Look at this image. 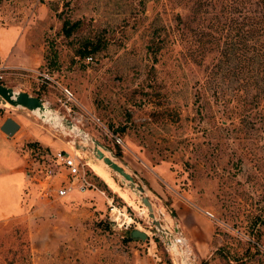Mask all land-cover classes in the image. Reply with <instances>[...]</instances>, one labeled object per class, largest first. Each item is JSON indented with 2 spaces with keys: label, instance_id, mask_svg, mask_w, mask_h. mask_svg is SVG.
<instances>
[{
  "label": "rangeland",
  "instance_id": "obj_1",
  "mask_svg": "<svg viewBox=\"0 0 264 264\" xmlns=\"http://www.w3.org/2000/svg\"><path fill=\"white\" fill-rule=\"evenodd\" d=\"M263 17L259 0H0L1 43L20 40L33 60L0 69V83L110 149L190 264H264V80L249 61ZM1 105L25 145L79 155L98 190L37 198L32 213L0 221V264L180 263L121 177L80 148L90 142ZM205 227L202 259L187 233ZM134 228L148 237L128 239Z\"/></svg>",
  "mask_w": 264,
  "mask_h": 264
},
{
  "label": "crops",
  "instance_id": "obj_2",
  "mask_svg": "<svg viewBox=\"0 0 264 264\" xmlns=\"http://www.w3.org/2000/svg\"><path fill=\"white\" fill-rule=\"evenodd\" d=\"M11 31L13 30L6 29L3 34ZM12 39V45H3L0 40V68L28 69V66L32 65V58L21 57V54L27 55V47L22 48L20 40L16 41L13 37ZM5 119L0 120V126ZM20 130L21 128L12 136H8L0 129V221L28 215L33 210V207L29 208L23 201L26 188L34 184L22 150L25 143L33 140L22 137ZM187 240L191 242L198 258L203 259L209 254L212 233L208 227H205L204 232L190 231L187 233Z\"/></svg>",
  "mask_w": 264,
  "mask_h": 264
},
{
  "label": "built area",
  "instance_id": "obj_3",
  "mask_svg": "<svg viewBox=\"0 0 264 264\" xmlns=\"http://www.w3.org/2000/svg\"><path fill=\"white\" fill-rule=\"evenodd\" d=\"M66 92L70 94L68 90ZM22 150L35 190V193L30 191V187L25 190L23 201L29 208L37 198L58 201L75 191L98 190L87 173L86 162L79 155L40 142L24 144ZM206 214L213 217L210 212Z\"/></svg>",
  "mask_w": 264,
  "mask_h": 264
},
{
  "label": "water",
  "instance_id": "obj_4",
  "mask_svg": "<svg viewBox=\"0 0 264 264\" xmlns=\"http://www.w3.org/2000/svg\"><path fill=\"white\" fill-rule=\"evenodd\" d=\"M0 101L5 104L8 103L13 107H20L22 109L28 110L33 113V111H39L42 114V117H45L44 112L47 110V105L40 99L39 97L32 96L25 91H15L13 88L8 87L0 83ZM49 108V107H48ZM50 109V108H49ZM51 110V109H50ZM51 112L55 113L53 110ZM53 121L55 118L53 117ZM64 124H50L55 130H59L62 134H69L70 129L74 127V124L67 119L63 120ZM20 128L18 122H16L13 118L7 117L0 126V129L8 136H12L15 132H17ZM67 129V130H66ZM79 136L82 137L84 143H91L90 147H86L85 145H81L80 148L82 150H86L89 148L92 155L97 160H102L111 171L116 173L121 177L122 182L127 186L138 198L142 205L145 206L148 212V216L152 219V224L163 234L168 245L170 246L172 241L174 240V234L160 221V219L156 216L154 207L152 202L145 190V188L140 185L134 179L133 175L124 167L121 162L116 159V156L113 152L102 145L98 140L93 137L88 136L82 129H79ZM73 133V132H71ZM107 152V154H106ZM173 216H175L173 214ZM173 231L177 233L178 225L175 223ZM130 236L132 238H138L144 240L148 237V234L142 230L134 228L130 232ZM173 253L180 258L179 264H190L183 255H180L176 252L175 249H172Z\"/></svg>",
  "mask_w": 264,
  "mask_h": 264
},
{
  "label": "trees",
  "instance_id": "obj_5",
  "mask_svg": "<svg viewBox=\"0 0 264 264\" xmlns=\"http://www.w3.org/2000/svg\"><path fill=\"white\" fill-rule=\"evenodd\" d=\"M259 4H261V7L263 9V16H264V0H259ZM261 27L259 26V30L261 31L260 41L258 46H250L249 48H252V52L254 53L253 60L250 59V64H253V70L255 68H258L259 74H263V80H264V17L263 20L260 22ZM259 23V24H260ZM63 30L65 31L66 35H69L71 33V26H67L66 22L64 23ZM89 52L87 49L84 48L83 51L80 52L81 56L87 55ZM264 82V81H263ZM261 91H264V86L261 87ZM94 163L101 165L96 160H93ZM124 192H126L124 189H122ZM128 239H132L131 236H128Z\"/></svg>",
  "mask_w": 264,
  "mask_h": 264
},
{
  "label": "bare ground",
  "instance_id": "obj_6",
  "mask_svg": "<svg viewBox=\"0 0 264 264\" xmlns=\"http://www.w3.org/2000/svg\"><path fill=\"white\" fill-rule=\"evenodd\" d=\"M0 104H2L3 106H8V103H5V104H3L1 101H0ZM1 105V106H2ZM10 105V104H9ZM33 113L34 114H36L41 120H43V121H47L48 123H50V124H53V123H55V124H58V123H60V122H58L59 121V118H58V116H57V114L56 113H53V112H51V110L47 107V110L44 112V114H45V117L43 118L42 117V114L37 110V111H33ZM53 117L55 118V120L53 121L52 119H53ZM70 131L71 132H73L75 135H79V128L76 126V125H74V127L73 128H71L70 129ZM85 152V151H84ZM90 153V152H89ZM106 154H107V152H106ZM82 156V155H81ZM94 157V156H93ZM89 159H92V160H95L94 158H89ZM88 160V159H87ZM98 163H100L103 167H104V169L108 172V173H110V174H112L111 172H110V169H109V167L102 161V160H96ZM122 188V187H121ZM123 189V188H122ZM113 211V210H112ZM118 215V214H117ZM167 227V226H166ZM168 229H169V227H167ZM170 230V229H169ZM171 231V230H170ZM179 238V239H178ZM181 236H178V237H176V236H174V240L172 241V243H171V245H170V247H171V250L172 249H175L176 250V252L177 253H179L180 255H183L184 256V258H186L187 259V257H188V253H189V251H187L186 250V252H185V249L184 248H179V245H180V243H181ZM184 241H186L185 239H183ZM187 245H188V242H187Z\"/></svg>",
  "mask_w": 264,
  "mask_h": 264
}]
</instances>
